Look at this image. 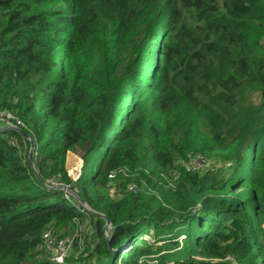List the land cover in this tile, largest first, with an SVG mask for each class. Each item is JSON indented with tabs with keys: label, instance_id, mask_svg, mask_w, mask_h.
Wrapping results in <instances>:
<instances>
[{
	"label": "trees",
	"instance_id": "obj_1",
	"mask_svg": "<svg viewBox=\"0 0 264 264\" xmlns=\"http://www.w3.org/2000/svg\"><path fill=\"white\" fill-rule=\"evenodd\" d=\"M0 112V264H264V0H0Z\"/></svg>",
	"mask_w": 264,
	"mask_h": 264
},
{
	"label": "built area",
	"instance_id": "obj_2",
	"mask_svg": "<svg viewBox=\"0 0 264 264\" xmlns=\"http://www.w3.org/2000/svg\"><path fill=\"white\" fill-rule=\"evenodd\" d=\"M0 116H4L7 119L12 120L16 126L19 124L18 121L13 120V116L9 112H0ZM1 118V117H0ZM10 126H12L10 124ZM5 126V127H10ZM210 165V162L206 157L200 153L187 154L186 160L183 162V167L188 172H197L207 168ZM114 174H110V177H113ZM131 186L129 187V189ZM133 190H136L135 187H132ZM77 236L74 233L70 238H57L53 235L50 229H47L42 234V243L40 248L43 247L49 254V260L54 264H91L89 262H76L69 260V255L71 253V242L72 239ZM80 253V252H79ZM230 264H240L231 257H227ZM148 262L147 264H151Z\"/></svg>",
	"mask_w": 264,
	"mask_h": 264
},
{
	"label": "rangeland",
	"instance_id": "obj_3",
	"mask_svg": "<svg viewBox=\"0 0 264 264\" xmlns=\"http://www.w3.org/2000/svg\"><path fill=\"white\" fill-rule=\"evenodd\" d=\"M0 127L1 126H10V124L12 126H10L11 128H15V129H19L20 130V124H18L16 126V124L10 120V119H7L6 117L4 116H0ZM66 170H67V173L68 175L72 178V179H76L78 177V175L80 174L81 172V166H82V160H81V151L80 150H77L76 152L72 153V152H69L66 156ZM215 166H219L218 164H216ZM65 189L68 190V192H64V194L66 196H74L72 195V193H70L69 191H71L69 188H67L66 186H63ZM113 192V190H112ZM106 228L109 229V226H107ZM106 228L104 227V234L107 235V231H106ZM91 233H92V227L91 225L88 224V222H84V224L82 225V230L80 232L81 235H85L87 238H89V236H91ZM183 236H180V238H182Z\"/></svg>",
	"mask_w": 264,
	"mask_h": 264
},
{
	"label": "water",
	"instance_id": "obj_4",
	"mask_svg": "<svg viewBox=\"0 0 264 264\" xmlns=\"http://www.w3.org/2000/svg\"><path fill=\"white\" fill-rule=\"evenodd\" d=\"M18 132H20L22 135H24L25 137H27V135H26V133L24 132V131H22V130H17ZM31 152H29V154H30ZM30 156V155H29ZM30 158V157H29ZM60 189L63 191H65V192H68V190L67 189H65L64 187H60ZM70 193H72V195H74V196H76L72 191H69ZM79 202H80V204L82 205V208L83 209H85V210H87V211H89V212H91V213H93V214H96V215H99V216H101L104 220H105V225H104V227L106 228L107 226H110V221L107 219V218H105L104 216H102V215H100L99 213H97V212H95V211H93V210H91L90 208H88L85 204H84V202L81 200V199H79Z\"/></svg>",
	"mask_w": 264,
	"mask_h": 264
}]
</instances>
